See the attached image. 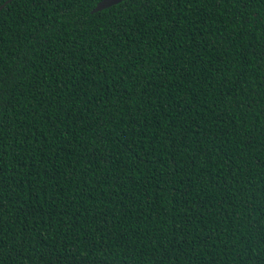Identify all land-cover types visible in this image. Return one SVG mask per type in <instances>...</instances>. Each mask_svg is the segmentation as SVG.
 Returning a JSON list of instances; mask_svg holds the SVG:
<instances>
[{
  "label": "trees",
  "instance_id": "obj_1",
  "mask_svg": "<svg viewBox=\"0 0 264 264\" xmlns=\"http://www.w3.org/2000/svg\"><path fill=\"white\" fill-rule=\"evenodd\" d=\"M99 1L0 11V264H264V0Z\"/></svg>",
  "mask_w": 264,
  "mask_h": 264
},
{
  "label": "snow or ice",
  "instance_id": "obj_2",
  "mask_svg": "<svg viewBox=\"0 0 264 264\" xmlns=\"http://www.w3.org/2000/svg\"><path fill=\"white\" fill-rule=\"evenodd\" d=\"M16 87V77L9 76L7 80L3 77H0V100H2L5 96L14 92Z\"/></svg>",
  "mask_w": 264,
  "mask_h": 264
},
{
  "label": "water",
  "instance_id": "obj_3",
  "mask_svg": "<svg viewBox=\"0 0 264 264\" xmlns=\"http://www.w3.org/2000/svg\"><path fill=\"white\" fill-rule=\"evenodd\" d=\"M11 1L12 0H6L3 4H1L0 11L4 8L5 5L10 3ZM123 1H126V0H100L99 2L96 3L94 8L91 10V13L93 14V13L100 12L102 10L115 6Z\"/></svg>",
  "mask_w": 264,
  "mask_h": 264
}]
</instances>
